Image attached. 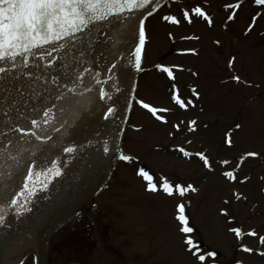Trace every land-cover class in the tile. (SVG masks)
<instances>
[{"label": "rangeland", "instance_id": "1", "mask_svg": "<svg viewBox=\"0 0 264 264\" xmlns=\"http://www.w3.org/2000/svg\"><path fill=\"white\" fill-rule=\"evenodd\" d=\"M229 1L174 0L173 15L176 17L180 16L177 14L178 6L196 2L206 4L215 22L211 30L198 21H194L191 29L168 26L163 18L167 10L149 20V43L144 62L150 71L140 76L137 101L122 144L123 150L138 159L137 164L150 170L157 179L162 176L195 189L189 192L187 201H181L194 234L188 235L184 241L177 232L172 217L174 206L179 203L177 198H164L159 193L154 197L146 196L139 180L133 176L137 164L127 167L118 163L106 191L86 211L82 222L88 224V231H77L76 235L79 236H75L71 234L72 230H68L56 236L50 242L44 264H201L192 257L193 253L186 252L183 243L189 240L197 246L199 242L204 247L221 252L223 262L233 256L234 260L244 264H264L256 254L245 255L235 251L239 243L264 252L262 237L256 234V237L241 239L236 238L233 231L228 232L232 228L240 233L250 230L264 234V193L262 195L260 192L263 186L260 178L264 172V112L261 111L264 97L251 100V105L244 109L243 118L234 117V113L242 108L243 101L256 95L255 89H244L242 82L255 81L261 84L258 89L264 93V17L262 12L261 15L257 14L256 18H260L256 20L250 35L239 37L248 24V15L256 11L248 4L242 5L228 30L222 31L219 25L223 24L226 14L221 8ZM171 33L174 38L187 35L198 38L197 41H181L176 45L178 50L196 49L198 56L170 57L167 53L170 44L166 36ZM215 41L222 43V49L216 50ZM229 55L234 56V62L231 64L232 72H227L228 76L234 72L240 76L238 84L231 85L232 92L226 93V98H223L219 94L226 85L219 86L222 78L216 74V69L217 66L220 69L221 66L225 67ZM160 57L166 59L163 64L168 67H196L199 75L198 79L182 73L177 75L176 83L181 88L187 84L198 85L200 95L197 101L194 99L193 109L187 112L175 109L171 114H163L166 119L164 124L155 122L139 104L143 101L156 107H172L169 100L171 84L162 73L153 70V64ZM233 123L241 124V130L231 138L232 146L230 144L231 149H228L223 147L227 138L223 134ZM261 138L263 140L257 142ZM182 146L189 152L203 153L212 163L211 170L203 168L194 158L186 160L178 156L175 149ZM257 151L262 152L261 160H245L241 169L233 172L234 181L223 178V172L233 170L236 157ZM223 160L232 163L228 165ZM92 209L96 210L95 220L89 219L92 218ZM221 210L226 214H221ZM93 238L94 241H91ZM27 264H30L29 261Z\"/></svg>", "mask_w": 264, "mask_h": 264}, {"label": "water", "instance_id": "2", "mask_svg": "<svg viewBox=\"0 0 264 264\" xmlns=\"http://www.w3.org/2000/svg\"><path fill=\"white\" fill-rule=\"evenodd\" d=\"M163 1L0 61V264H14L56 216L107 177L128 109L125 86L137 68V30Z\"/></svg>", "mask_w": 264, "mask_h": 264}, {"label": "snow or ice", "instance_id": "3", "mask_svg": "<svg viewBox=\"0 0 264 264\" xmlns=\"http://www.w3.org/2000/svg\"><path fill=\"white\" fill-rule=\"evenodd\" d=\"M150 3V0H0V61L12 60L18 56L24 55L34 49H39L43 45H50L58 43L61 39L66 38L76 33H82L88 29V27L95 20H104L109 17V15H123L126 11L133 12L136 9L143 7L144 4ZM257 5L264 7V0H255ZM233 5H229V8ZM239 8L240 5H235ZM101 9L104 11L101 12ZM195 16L203 18L209 26L212 24L211 18L206 14L205 11L197 7L194 9ZM151 15V12H149ZM166 21H171L172 23H180L174 17L165 16L163 17ZM183 19H189V12H184ZM229 20L234 19V15L228 17ZM189 22H191L189 20ZM251 30V29H250ZM146 33L144 27V20L140 21L138 39L139 44L136 47V64L139 67L141 47L145 43ZM118 65L113 64L111 71H115ZM5 69L0 68V73L4 72ZM165 72L171 75V72L165 68ZM234 79H239L234 77ZM73 91V89H69ZM106 94L102 91L100 98L104 99ZM176 103L180 105L181 108L185 107V102L177 97H173ZM190 103V102H188ZM142 106L148 109L149 112L156 115L157 109L149 107L148 104H142ZM159 111H167V109H161ZM113 108L109 107L107 113L111 114ZM45 117L48 113H44ZM108 115H105V119ZM195 123V122H192ZM33 126L37 124L36 120L32 121ZM230 144V141H229ZM64 151L72 152L73 149L68 147ZM107 151V149H105ZM183 151V149H181ZM188 155V153H184ZM200 155V160L203 161V166L211 169V164L208 159L203 155ZM249 156H255V153H249ZM121 160H128L130 157L121 156ZM140 176L149 180L150 191L157 190L152 184L148 173L140 170L138 173ZM59 175V172H56ZM224 175L230 179L234 180L235 176L233 172L226 171ZM170 186L164 184L163 191L168 195H174L173 191H169ZM189 189L194 191V188L189 186ZM184 190H180V195H183ZM11 203L13 205L17 204L16 199H12ZM178 211L183 212L184 206L179 205ZM180 222L186 223L183 215L177 217ZM2 219V217H0ZM183 232H190L191 228L183 227L181 229ZM236 236H240V231L238 229H232ZM248 235L254 236V232H250ZM187 244H192V241H187ZM192 252V249H189ZM245 252H251L252 249L245 247L243 249ZM195 255V253H193ZM264 254V253H262ZM212 256L213 253H208ZM198 259L200 261L205 260L204 255H199Z\"/></svg>", "mask_w": 264, "mask_h": 264}, {"label": "bare ground", "instance_id": "4", "mask_svg": "<svg viewBox=\"0 0 264 264\" xmlns=\"http://www.w3.org/2000/svg\"><path fill=\"white\" fill-rule=\"evenodd\" d=\"M33 251L37 252L40 257L43 256V254L40 252V248H39L38 242H37V244H36V246L34 248L32 247V250H28V252H33ZM43 258H44V256H43ZM38 264H40V261L38 262Z\"/></svg>", "mask_w": 264, "mask_h": 264}]
</instances>
